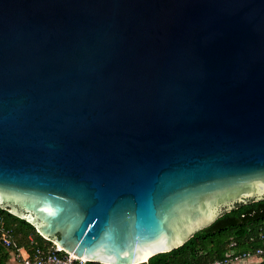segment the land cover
I'll use <instances>...</instances> for the list:
<instances>
[{"label": "water", "instance_id": "95a60500", "mask_svg": "<svg viewBox=\"0 0 264 264\" xmlns=\"http://www.w3.org/2000/svg\"><path fill=\"white\" fill-rule=\"evenodd\" d=\"M264 200V0H0V209L144 264Z\"/></svg>", "mask_w": 264, "mask_h": 264}, {"label": "trees", "instance_id": "16d2710c", "mask_svg": "<svg viewBox=\"0 0 264 264\" xmlns=\"http://www.w3.org/2000/svg\"><path fill=\"white\" fill-rule=\"evenodd\" d=\"M0 214L4 216L6 226L13 230L14 241V247L7 248L0 240V264H8L21 249L32 254L35 247L46 250L55 247L27 221L7 210L0 209ZM30 237L34 244L30 242ZM259 250H264V200L237 205L234 210L197 232L182 247L152 257L144 264H209L228 257L255 255ZM257 264H264V255Z\"/></svg>", "mask_w": 264, "mask_h": 264}, {"label": "built area", "instance_id": "2783aa9c", "mask_svg": "<svg viewBox=\"0 0 264 264\" xmlns=\"http://www.w3.org/2000/svg\"><path fill=\"white\" fill-rule=\"evenodd\" d=\"M0 240L7 248L14 247L13 230L6 226L4 216L0 214ZM30 242L34 244L33 238L30 237ZM55 247L49 250L35 247L32 254L27 253L23 255L20 251L19 254L13 257L15 264H86L83 259L76 257L71 253L63 251L62 248L54 245ZM264 255V250H259L255 255L246 254L243 256L228 257L224 261H214L209 264H233L245 260L257 258L258 260Z\"/></svg>", "mask_w": 264, "mask_h": 264}, {"label": "crops", "instance_id": "0c3cea01", "mask_svg": "<svg viewBox=\"0 0 264 264\" xmlns=\"http://www.w3.org/2000/svg\"><path fill=\"white\" fill-rule=\"evenodd\" d=\"M21 253L23 255H26L28 252L24 249H21ZM258 262V259L257 258H253L251 260H245V261H242V262H238V263H233V264H257ZM8 264H15V261L13 259V257L9 260Z\"/></svg>", "mask_w": 264, "mask_h": 264}]
</instances>
